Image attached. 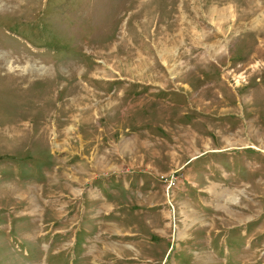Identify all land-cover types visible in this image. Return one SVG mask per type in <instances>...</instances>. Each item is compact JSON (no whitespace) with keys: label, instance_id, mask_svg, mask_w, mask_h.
<instances>
[{"label":"rangeland","instance_id":"374dc122","mask_svg":"<svg viewBox=\"0 0 264 264\" xmlns=\"http://www.w3.org/2000/svg\"><path fill=\"white\" fill-rule=\"evenodd\" d=\"M0 264H264V0H0Z\"/></svg>","mask_w":264,"mask_h":264},{"label":"crops","instance_id":"0c3cea01","mask_svg":"<svg viewBox=\"0 0 264 264\" xmlns=\"http://www.w3.org/2000/svg\"><path fill=\"white\" fill-rule=\"evenodd\" d=\"M209 182H210V180H209ZM192 184H194V183H192ZM209 187L212 188V190H211V189L209 190V189H208ZM215 188H216V186H215V187H212L211 185H208L207 188H206V190H207L208 192H212V193H213V192L215 191ZM213 189H214V190H213Z\"/></svg>","mask_w":264,"mask_h":264},{"label":"built area","instance_id":"2783aa9c","mask_svg":"<svg viewBox=\"0 0 264 264\" xmlns=\"http://www.w3.org/2000/svg\"><path fill=\"white\" fill-rule=\"evenodd\" d=\"M169 187V186H168Z\"/></svg>","mask_w":264,"mask_h":264}]
</instances>
